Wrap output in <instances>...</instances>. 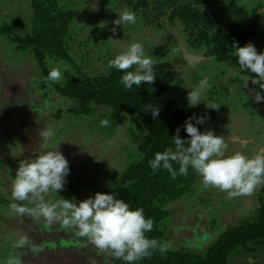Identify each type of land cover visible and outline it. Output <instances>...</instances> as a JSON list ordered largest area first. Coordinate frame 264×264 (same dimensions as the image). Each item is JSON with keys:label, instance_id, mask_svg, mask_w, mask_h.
I'll return each mask as SVG.
<instances>
[{"label": "rangeland", "instance_id": "obj_1", "mask_svg": "<svg viewBox=\"0 0 264 264\" xmlns=\"http://www.w3.org/2000/svg\"><path fill=\"white\" fill-rule=\"evenodd\" d=\"M56 3L61 9L75 11L65 35L75 65L44 58L49 69L62 70L60 81L65 70H79L86 76L106 73L109 59L131 42H140L153 60V81L170 76L163 95L186 101L187 91L201 79L208 81L210 87L201 94V101L219 106L210 109L203 103L189 106L186 102V107L195 115H206L200 129L210 128L221 135L226 155H264V100L253 99L254 90L261 96L264 90L252 83L256 74L241 72L236 63L216 60L205 47L189 46L181 23L169 20V8H154L153 0H144L137 10L125 0ZM202 6L219 8L221 22L257 12L261 16L258 28L238 45L251 42L258 52L264 49V0H213ZM125 9L135 13V22L114 25L112 21ZM30 17L29 0H0V25L9 23L18 35H25ZM88 105L87 114L67 110L77 106V100L54 91L31 51L15 50L0 32V264L10 257H18L21 264H114L110 250L98 248L89 238L83 243L87 237L81 235L76 247L53 248L52 255L34 249L26 236L30 226H24L17 211L22 204L32 205L36 211V204L34 200H16L11 194L18 162L33 158L39 150H52L57 144V150L68 160L69 172L62 189L41 194L44 203L56 205L54 211L59 213L61 198L82 200L97 191L111 192L119 173L141 154L134 140L141 130L135 127L133 116L122 113L119 123L112 125L107 106ZM101 120L108 123L102 125ZM49 128L54 134L45 140L43 132ZM263 183L250 193L230 196L225 190L204 186L197 174L190 191L163 206L167 210L159 222L163 246L202 255L222 230L252 216ZM225 264H264V238L236 247L228 253Z\"/></svg>", "mask_w": 264, "mask_h": 264}, {"label": "trees", "instance_id": "obj_2", "mask_svg": "<svg viewBox=\"0 0 264 264\" xmlns=\"http://www.w3.org/2000/svg\"><path fill=\"white\" fill-rule=\"evenodd\" d=\"M143 1L125 0L132 10H137ZM212 1L153 0V6L169 8V20L177 19L181 23L189 46L205 47L216 60L234 64L235 57L229 46L233 40L240 42L252 36L261 22V16L251 11L244 17L221 22L219 8L202 6ZM29 4L31 17L27 34L18 35L13 26L6 22L0 25V32L13 43L15 50L28 48L45 77L50 70L45 57L61 59L74 66L66 47L65 35L75 11L61 9L56 0H29ZM121 74L122 70L114 67H109L106 73L93 76H86L79 70H65L62 81H49V84L58 94L77 100V106L67 108L72 113H89L90 103L104 105L109 108L108 121L112 125L119 123L122 113H125L134 117L135 127L141 130L140 134L134 136L137 150L141 154L119 173L118 178L112 182L111 192L126 200L130 207H141L144 216L151 218L152 228L145 235L155 238L158 247L130 264H225L228 253L236 247H245L247 243L264 238L263 183L258 190L257 206L252 216L222 230L202 255L163 246L164 236L159 228V222L167 215L163 206L190 191L197 174L189 168L187 175L177 174L173 178L162 168L153 172L148 160L155 152L172 147L171 136L177 126H180L179 135L182 138L187 136L183 131V122L194 113L186 107L184 98L173 99L163 95L169 86L170 76L125 89L120 82ZM148 105L158 107L157 117L153 118L146 110ZM197 128L201 130L200 124ZM177 167L173 163V168ZM161 246L165 249L163 252L159 250ZM109 257L114 264H129L113 257L110 252Z\"/></svg>", "mask_w": 264, "mask_h": 264}, {"label": "clouds", "instance_id": "obj_3", "mask_svg": "<svg viewBox=\"0 0 264 264\" xmlns=\"http://www.w3.org/2000/svg\"><path fill=\"white\" fill-rule=\"evenodd\" d=\"M135 13L125 9L112 21L114 25L124 22L134 23ZM111 31L115 32L116 28ZM235 63L241 72L247 70L255 73L253 84L264 82V49L259 52L251 42L238 45L233 40L229 46ZM110 68L122 70L120 82L125 89L141 83L150 84L155 76L153 60L145 54L140 42H131L107 61ZM67 67V66H65ZM62 78V70L51 67L46 79L58 82ZM210 87L206 79H201L190 91L186 92V102L195 106L201 101V94ZM253 99L264 100L259 91L254 90ZM204 104V103H203ZM205 105V104H204ZM216 109L219 105H205ZM155 118L158 107L148 105L146 108ZM206 115L191 114L183 122L186 137H181L180 126L171 136L172 147L157 151L148 160L150 169L155 172L162 168L175 178L177 174L187 175L189 168L198 174L204 186H214L228 192L230 196L247 194L264 182V155L246 156L241 152L226 155L224 140L221 135L214 134L208 128L198 130ZM102 125L108 123L101 120ZM49 128L43 132L45 140L53 135ZM58 145V144H57ZM39 150L33 158H25L18 162L14 171L11 194L16 200H34L36 211L49 220L55 218L68 228H75L79 235L86 236L100 249H108L113 257L132 262L149 255L151 249L158 247L155 238L145 235L152 228L151 218L144 216L141 207H130L129 203L115 196L112 192H94L82 200L61 198L60 211H54L56 205L49 206L41 199L42 193L60 190L69 172L68 160L57 150ZM173 163L178 167L173 168ZM159 250L163 252L164 247ZM3 264H21L18 257H10Z\"/></svg>", "mask_w": 264, "mask_h": 264}, {"label": "flooded vegetation", "instance_id": "obj_4", "mask_svg": "<svg viewBox=\"0 0 264 264\" xmlns=\"http://www.w3.org/2000/svg\"><path fill=\"white\" fill-rule=\"evenodd\" d=\"M35 202V201H34ZM36 204V202H35ZM33 211L34 215L31 214ZM20 215L19 219L25 226V223L30 227H27V240L30 239L33 247L37 246L38 251L52 255L53 248L74 246L79 241V233L75 228L72 230L62 225L58 220L44 217L33 210V206H27L22 204V209L17 211ZM36 214V215H35ZM38 219V220H37ZM53 220V221H52ZM30 229V231H28ZM30 237V238H29ZM26 241V240H25ZM88 242V238L83 243ZM36 249V250H37Z\"/></svg>", "mask_w": 264, "mask_h": 264}, {"label": "crops", "instance_id": "obj_5", "mask_svg": "<svg viewBox=\"0 0 264 264\" xmlns=\"http://www.w3.org/2000/svg\"><path fill=\"white\" fill-rule=\"evenodd\" d=\"M26 236H27V233H26ZM28 237V236H27ZM30 238V237H29ZM28 239V238H27ZM28 242H30V244H31V241H30V239L28 240ZM33 245V244H32ZM37 248V246L34 248V249H36Z\"/></svg>", "mask_w": 264, "mask_h": 264}]
</instances>
